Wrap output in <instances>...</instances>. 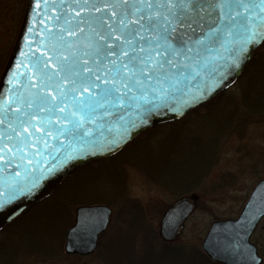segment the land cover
<instances>
[{
  "label": "snow or ice",
  "instance_id": "6c2138e0",
  "mask_svg": "<svg viewBox=\"0 0 264 264\" xmlns=\"http://www.w3.org/2000/svg\"><path fill=\"white\" fill-rule=\"evenodd\" d=\"M31 2L36 15L41 5L44 13L49 7L53 12L59 9L58 15L49 17L55 23L40 29L48 33L45 46L58 58L57 71H48L51 58L36 57L32 64L38 82L21 85L35 89L29 91V98L14 93L7 103L0 98V125L6 124L11 132L0 131V153H7L0 155V161L6 166L17 161L19 168L29 155H40L39 148L27 152L34 146L29 128L40 131L33 124L38 113L44 114L40 123L45 137H64L67 144L61 142L63 151L52 146L57 155L51 168L40 160L35 165L28 160L29 186L19 189L21 194L36 187L45 174L98 149L100 144L90 127L93 122L107 120L109 131L113 124L117 126L116 136L104 142L111 151L131 128L146 124L161 108L179 114L185 106L206 99L245 62L251 47L264 42V0ZM13 75L10 82L18 83L20 73ZM192 80L198 82L194 90ZM175 92L185 99L173 107L169 101ZM53 119L57 124L51 123ZM37 140L48 147L44 137ZM15 195L11 193L8 199ZM5 202L0 201V206ZM249 260L255 264L254 253H249Z\"/></svg>",
  "mask_w": 264,
  "mask_h": 264
},
{
  "label": "trees",
  "instance_id": "16d2710c",
  "mask_svg": "<svg viewBox=\"0 0 264 264\" xmlns=\"http://www.w3.org/2000/svg\"><path fill=\"white\" fill-rule=\"evenodd\" d=\"M259 68L261 72L264 71V43L254 53L245 73L251 75ZM253 79L258 77L255 75ZM253 79L250 78L246 84L248 86L244 92L247 93L246 100L248 97L249 99L248 103L244 104L255 110L257 108L258 112V108L264 110V92L251 84ZM222 95L223 93L195 108L179 121L175 120L145 131L129 142L118 155L85 164L72 171L58 190L48 194L36 206L0 231V264H20L18 260L27 255L59 256L63 252L65 233L74 223L76 206L101 203L117 207L115 218L108 230L100 236L98 249L94 254L103 264H215L210 262L198 247L162 242L153 225L146 220L140 204L127 197L126 192L119 186L117 173L128 162L143 169V173L150 178L153 173L159 171L161 164H175L177 161L186 169L187 178L192 173L196 172L197 177L198 173L204 172L201 170V164L204 162L200 163V159L213 153V145L217 141L213 142L210 136L208 139H202L201 131L206 122H199L198 119L214 122V115L219 111L213 105ZM203 109L207 112V117L189 120L191 129L181 130L188 118ZM235 117L237 113L231 108L229 113L220 118L233 121ZM165 129L168 131L153 145L141 143L138 146L141 139L151 133L160 134ZM218 129L219 126L216 130ZM180 131L186 133L182 134ZM194 132L200 139L197 145L194 143L197 138L190 137ZM182 158L184 162L180 161ZM185 193L179 195L183 196Z\"/></svg>",
  "mask_w": 264,
  "mask_h": 264
},
{
  "label": "water",
  "instance_id": "95a60500",
  "mask_svg": "<svg viewBox=\"0 0 264 264\" xmlns=\"http://www.w3.org/2000/svg\"><path fill=\"white\" fill-rule=\"evenodd\" d=\"M57 3H59V0H57ZM25 4L23 18L16 41L9 55L8 62L6 66H4L5 68L0 76V98H3L5 103L13 98V93L17 97L23 96L24 98H29V91H35V89L30 90L26 86L22 87L21 85L38 82L36 69L32 64V61L36 57L45 60L51 58L48 71L50 73L57 71L56 64L58 58L45 46L47 44L48 33L46 30L41 32L40 29H44L46 26L51 27L52 24L55 23V21L50 20L49 17L58 15L59 9L53 12L52 7H49L47 13H44L43 5H41L39 9H36V12L39 13V15H36L33 11L35 6L32 4L31 0H27ZM73 15H75V13H73ZM82 15H86V13H82ZM33 20H36L37 23L33 24ZM40 20H43L44 23L40 24ZM73 23H75V21H73ZM28 29H32V31H28ZM33 32L36 33L35 36H33ZM42 40L45 41V43H40ZM262 43L264 42L251 47L245 62L238 69L233 71L228 79L218 86L206 99L198 104L185 106L179 114L175 111H170L167 107L161 108L158 113H153L150 116L146 124L137 123L135 128H131L125 140L111 151L104 146V142L116 136L117 126L113 124L111 126L112 130L109 131V123L107 120L103 122H93L90 127L93 128L95 133L94 139L99 142L100 147L98 149L89 150L62 166L57 167L50 173L45 174L44 179L40 180L36 187L21 194L19 189L29 186L31 173L30 171H25V168L29 167L28 160H32L33 165L36 164L37 160H40L41 165L46 168H51L53 157L57 155V153L52 152V146L61 148V142L67 144V140L64 137L58 139L45 137L44 125L40 123V117L44 114L38 113L37 119L33 121V124L40 128V131L29 128V131L33 132L32 143L34 146L28 148L27 152L34 153L36 149L39 148L40 155H29L24 162L20 164L19 168L16 167L17 161H13L8 166H6L3 161H0V193L3 194L0 195V201H6L0 206V229L13 220H16V218L24 214L34 204L36 205L45 195L54 192L55 189L57 190L66 176L74 169L91 161L117 154L128 142L132 141L143 131L159 124L180 119L195 107L208 102L215 96L224 92L243 74L247 64H249L254 53ZM42 53H47V55H42ZM67 55L71 56L72 52L69 51ZM17 71L20 73L19 82L13 84L10 81L14 79L13 74ZM53 79H56V77ZM197 83L196 80L191 81L193 90ZM65 87H68V85H65ZM53 95H55V93H53ZM184 99L185 96H183L181 92H175L169 103L171 106L175 107L181 104ZM28 111H34V109H28ZM57 115L63 114L57 113ZM51 123L55 125L57 121L53 119ZM0 131L11 135L6 124L0 125ZM38 137L47 139V148L37 140ZM61 151H63L62 148ZM0 155L7 156V153H0ZM44 161H47V164H44ZM17 173H19V175H17ZM37 174H39V169H37ZM253 188L248 200L243 208H241V212L236 219L216 220L211 223L202 241L201 247L203 252L212 261L221 264H252L249 260V253H254L257 257L255 264H261L262 258L257 256L256 247L249 242V239L260 219L264 217V180L258 182ZM13 192H16V195L8 199V196ZM193 210V201L185 197L178 200L164 212L160 222V233L165 242L172 241L176 237L177 232L183 225V221L189 217ZM111 215V208L103 204L86 205L77 208L75 224L70 227L66 233L65 246L63 248L64 252L69 255L78 254L90 256L97 248L99 236L106 231Z\"/></svg>",
  "mask_w": 264,
  "mask_h": 264
},
{
  "label": "rangeland",
  "instance_id": "374dc122",
  "mask_svg": "<svg viewBox=\"0 0 264 264\" xmlns=\"http://www.w3.org/2000/svg\"><path fill=\"white\" fill-rule=\"evenodd\" d=\"M25 3L26 0H0V76L8 62L12 45L15 43ZM244 73L213 105L219 111L214 115L216 116L214 122L198 119L199 122H206L205 128L201 131L202 139H208L210 136L213 142L217 141L213 145L214 155L210 153L209 157L200 159V163L204 162L201 164L203 166L201 170L204 172L198 173L197 177L196 172L192 173L187 178L186 169L177 161L175 164L168 162L161 164L159 171L152 174L153 178H149L137 165L128 162L117 173L119 186L124 193L126 192L127 197L135 199L140 204L146 220L156 231L159 230L163 212L180 199L179 194L186 192L184 196L193 199L196 209L185 221L181 232L171 244L195 246L201 250V242L210 223L215 219L237 217L253 187L260 179H264V110L258 108L257 112V108L255 110L244 104L248 103L249 99L247 96L246 100L247 93L244 92L245 87L248 86L246 84L255 75L258 79H253L251 84L258 86L264 92V71L261 72L259 68L251 75L248 72L245 75ZM231 108L237 113L233 121L220 118L229 113ZM206 115L208 114L203 109L197 115L188 118L186 122L197 117H207ZM186 122L183 123L181 130L191 129ZM218 126L219 129L216 130ZM167 131L168 129L160 134L151 133L138 141V146L141 143L153 145ZM192 136L197 138L194 143L199 144L198 134L194 132L190 135ZM180 161L184 162V158ZM206 161H208L207 164H205ZM77 208L78 206L75 210ZM112 208V220H114L117 207ZM256 229L252 242L258 247L259 252H262L264 250V219ZM18 261L20 264H103L96 256H68L63 252L59 256L49 257L27 255Z\"/></svg>",
  "mask_w": 264,
  "mask_h": 264
},
{
  "label": "flooded vegetation",
  "instance_id": "af4514ba",
  "mask_svg": "<svg viewBox=\"0 0 264 264\" xmlns=\"http://www.w3.org/2000/svg\"><path fill=\"white\" fill-rule=\"evenodd\" d=\"M262 219H264V217H262L261 219H260V221H259V223H258V225H257V227L256 228H258V226H259V224H260V222L262 221ZM255 228V230H254V232L251 234V236H250V239H249V242L251 243V244H253L256 248V254H257V256L258 257H261L262 258V262H261V264H263L264 263V250H262V252H259V249H258V247L252 242V238H253V236H254V233L256 232V229Z\"/></svg>",
  "mask_w": 264,
  "mask_h": 264
}]
</instances>
